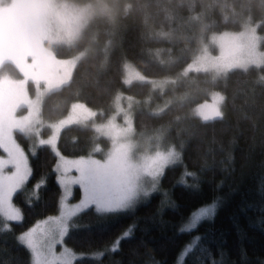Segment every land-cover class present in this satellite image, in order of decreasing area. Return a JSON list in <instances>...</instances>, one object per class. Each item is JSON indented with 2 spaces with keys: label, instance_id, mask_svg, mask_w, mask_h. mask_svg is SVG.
<instances>
[{
  "label": "trees",
  "instance_id": "obj_1",
  "mask_svg": "<svg viewBox=\"0 0 264 264\" xmlns=\"http://www.w3.org/2000/svg\"><path fill=\"white\" fill-rule=\"evenodd\" d=\"M105 1L113 12L92 16L73 43H45L59 57L85 48L88 52L74 65L69 80L43 97L41 118L58 119L73 102L95 109L88 123L62 128L57 146L67 156L91 153L102 157L110 140L96 131L93 121L101 122L110 115L117 96L122 104L132 98L134 107L139 105L133 113L134 128L150 136L161 134L165 146L177 150L178 158L165 167L150 197L108 218L111 226L106 231L83 226L69 230L65 243L88 253L74 264H145L149 260L174 264L181 243L195 234H177L182 218L194 205L211 202L214 197L219 198L214 217L204 219L196 228L203 235L197 247L207 245L224 264H264V229L257 223L261 215L259 182L264 172V65L234 68L220 75L182 71L197 50L199 35L203 40L212 32L236 30L246 23L256 24V30L264 34V0ZM20 38L6 45L0 57L10 54V47ZM18 57L25 58V52ZM16 62L7 58L0 70L19 76ZM128 62L142 74L172 79L166 88L142 79L125 82L124 65ZM213 92L223 96L224 115L202 119L193 113V106L208 100ZM47 133L46 128L43 134ZM23 134L16 132L26 148ZM55 162L56 154L48 145L38 146L30 155V179L24 190L13 196V203L22 210V221H10L12 231L0 229V264H14L22 253L14 234L54 214L52 210L58 207ZM189 171H196L197 178L185 179L182 173ZM42 174L46 186L40 190L41 200L30 206L28 190ZM197 182L196 190L183 186ZM79 194L76 187L74 199ZM88 209L91 211L78 215L81 225L97 219L95 208ZM122 230L130 235L119 241L117 249H110L102 258L90 254L100 245L115 242ZM219 248L226 255L217 252ZM194 258L195 254L188 257L189 264ZM179 264H184L182 257Z\"/></svg>",
  "mask_w": 264,
  "mask_h": 264
},
{
  "label": "rangeland",
  "instance_id": "obj_2",
  "mask_svg": "<svg viewBox=\"0 0 264 264\" xmlns=\"http://www.w3.org/2000/svg\"><path fill=\"white\" fill-rule=\"evenodd\" d=\"M111 12L113 9L105 0H0V41L13 35L12 31L16 30L11 28L12 19L17 20L21 24L20 29L25 31L24 37L10 47V54L0 57V68L10 58L14 62V59L20 61L16 63L21 71L15 77L5 72L6 69L0 70V159H11L6 149H11L15 154L23 153L29 159L38 146L48 145L56 154L55 164L62 161L79 166L73 167L69 175H80L83 170L109 186L134 191L138 204L145 198V189H153L154 186V191L157 189L165 167L177 160L178 152L167 144L165 146L161 134L150 136L134 128L133 113L139 105L134 107L136 102L132 98L125 99L122 104V98L117 96L110 115L101 122L93 121L96 131L110 140V146L102 157L91 153L67 156L57 146L62 128L88 123L95 115V109L83 102H73L68 112L58 119H43L40 115L43 97L66 83L74 65L88 52L85 48L69 57H59L45 43L71 44L92 16ZM197 39V50L184 65V72L205 70L220 75L234 68L264 65V34L256 30V24L246 23L236 30L224 29L210 33L206 39L202 40L200 35ZM23 52L25 58L18 57ZM123 79L125 82L147 80L155 87L166 85V88L172 78L160 80L142 74L128 62L124 65ZM193 113L202 119L223 116L222 94L211 93L208 100L193 106ZM46 128L49 133L45 135L43 131ZM16 132L24 133L26 148L17 139ZM97 147L93 145V149ZM76 187L79 189L74 184L68 203L79 200L80 194L74 199ZM91 206L94 207H88ZM64 244L71 248L65 240ZM56 251H60L59 246ZM74 251L85 253L76 259L88 255L85 251Z\"/></svg>",
  "mask_w": 264,
  "mask_h": 264
},
{
  "label": "snow or ice",
  "instance_id": "obj_3",
  "mask_svg": "<svg viewBox=\"0 0 264 264\" xmlns=\"http://www.w3.org/2000/svg\"><path fill=\"white\" fill-rule=\"evenodd\" d=\"M11 157L5 161L0 159V229L12 231L10 221H22V210L13 203V196L19 190L23 191L26 187V182L30 179L32 169L29 159L23 153L15 154L11 149H6ZM35 153V152H34ZM73 167H79L58 161L53 165L56 171V181L58 182L60 193L58 196V207L52 211L54 214L47 215L43 219H37L30 227L14 234L13 239L19 249L22 250L18 254L14 264H74L77 256H83L85 253H77L73 249L68 248L64 244V237L72 228L85 227L93 228L104 232L110 226L109 217H112L120 212L133 208L136 203L137 193L130 190L115 188L103 183L98 177L86 174L81 170L80 175L72 176L69 172ZM185 176L197 178L196 171L182 173ZM182 183V182H177ZM78 185L80 190V198L75 203H68V198L72 193L73 185ZM46 186V179L42 174L37 179L32 189L28 190L27 203L31 206L41 200V188ZM193 190L199 188V183L188 185ZM155 189H145V199L150 197ZM259 191L261 193V202L259 206L260 216L257 218V223L264 229V172L261 173L259 182ZM167 190H165L166 195ZM217 197H214L211 202L194 205L188 212L187 216L182 218L181 225L177 229V234L195 233L190 235L189 239L182 242L177 251V259L174 264H179L182 257L184 264H189L188 257L195 254L191 264H218L220 257L213 255L212 250L205 245L202 248L197 246L203 239L201 233L196 232L198 224L206 218L214 217L217 204ZM94 205V215L97 217L95 223L88 222L81 225L77 218L83 214V210H89L88 206ZM160 209L158 208L157 211ZM243 210V209H242ZM74 221H77L74 223ZM131 227V225L129 226ZM130 233L127 230H122V234L115 237V242L103 244L99 249L91 252L93 256L101 257L110 249L115 250L119 247V241L128 237ZM140 243H143L141 240ZM59 246L60 251L56 248ZM221 255H226L222 248L217 249ZM202 257V258H201ZM241 257L244 258L243 250L241 249ZM145 264H165L163 260H149ZM220 264H224L220 261ZM232 264H235L233 261Z\"/></svg>",
  "mask_w": 264,
  "mask_h": 264
},
{
  "label": "flooded vegetation",
  "instance_id": "obj_4",
  "mask_svg": "<svg viewBox=\"0 0 264 264\" xmlns=\"http://www.w3.org/2000/svg\"><path fill=\"white\" fill-rule=\"evenodd\" d=\"M16 21V22H15ZM20 22V21H19ZM19 24L17 22V20H13L12 19V23H11V28L14 30V28L16 30L12 31L13 35L7 37L6 39H4L3 41H0V51L5 48L6 45H8L10 42H14L16 41V39H18L19 37H23V34L25 33V31H23V29H20Z\"/></svg>",
  "mask_w": 264,
  "mask_h": 264
}]
</instances>
